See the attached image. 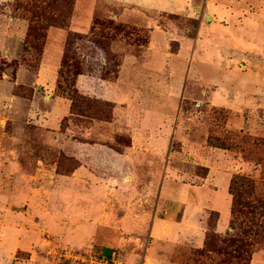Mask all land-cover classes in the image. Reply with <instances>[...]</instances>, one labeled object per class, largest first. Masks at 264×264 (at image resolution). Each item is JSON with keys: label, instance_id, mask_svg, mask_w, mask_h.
Masks as SVG:
<instances>
[{"label": "rangeland", "instance_id": "obj_1", "mask_svg": "<svg viewBox=\"0 0 264 264\" xmlns=\"http://www.w3.org/2000/svg\"><path fill=\"white\" fill-rule=\"evenodd\" d=\"M32 1L0 0V264H264V0H75L68 28L46 32L55 90L29 102L15 87L43 56L24 46ZM70 31L81 37L64 60ZM112 42L142 78L115 102L103 86L113 109L41 127L50 97L62 112L74 89L87 96L77 72L117 80ZM135 139L154 153L119 165L84 150L121 154ZM63 154L86 169L66 175Z\"/></svg>", "mask_w": 264, "mask_h": 264}, {"label": "crops", "instance_id": "obj_2", "mask_svg": "<svg viewBox=\"0 0 264 264\" xmlns=\"http://www.w3.org/2000/svg\"><path fill=\"white\" fill-rule=\"evenodd\" d=\"M47 40L48 39H46L45 47H44V50H43L42 61H41L40 65H39V67H38V70H37V72H36V74L34 76L33 81L30 83V86H29V87H32L34 89V91H35L33 99H34V97L35 98L36 97H38V98L40 97V94H38V92H37L38 90L41 91L43 95L44 94L46 95L48 93L50 94L51 92H53L55 90L56 78L54 80H52V79L50 80V78L48 77L47 71L44 70L45 49L46 48L48 49V47L50 46L47 43ZM114 44H117V42H112V45H111L112 51L115 52V53L122 54L121 55L122 56L121 65L118 67L117 75L114 76V79L117 78V80L115 82H112V83H109L107 81H102V83H100V82L94 83V81L90 80L91 78H88L85 74H82L81 76H79L80 77L79 79L83 78L84 82H86V83H85V88H82V90L76 87L79 90L80 93L85 94V95L90 96V97L93 96V97H96V98H99V99H103V100H106V101H110L109 98L111 97L112 101H110V102H115V101H117V100H114L115 97L120 98V95L124 96L125 92H122L123 90H121V88L124 85L129 87L130 86V84H129L130 80L139 79V78L141 79L142 78V75L140 77L138 74L141 72L140 69L143 70V71H146L145 70L146 69L145 66L140 61H138V58L132 56L129 53L127 46L122 48V49H120V50H122L121 51L122 53H121L120 51L114 50V48H113ZM2 50H4V49H2ZM49 51H50V47H49ZM137 71H139V73H137ZM79 79H78V83H79ZM103 82H104V84H103ZM107 84H110V85H112L115 88H114V91L112 90V92L110 93V97H103L102 95H99V94H103V90L107 89V86H106ZM103 86H104V89H103ZM93 87H96V92L92 90ZM106 95L108 96V94H106ZM50 96H52V95L50 94ZM42 98H43V100H46V97H42ZM51 98L52 97H50V101H48V102L44 103V105H42V106H47V108H49V109L47 111H45L44 115H42L40 117V119H43V124H42V122H40V126L41 127L45 126L46 128H48L49 126H47L46 122H44V121L45 120H48L50 122L54 121V124H56V126L54 127V130H55L54 133H55V132H58V130H59L60 122H61L62 118L65 117V116L69 117L70 113H69V105L66 104L63 107L62 112H61V111H59V110H61V109H59V105L61 103V102H59V99L57 100L55 98H52V99ZM16 100H19V98H17V97H12V99L10 98L11 102L16 101ZM32 100H29V102L32 101ZM113 122L111 124H106V123L104 124L103 123L106 126L105 127L101 126V128H108L109 126H113ZM98 125L96 126L97 128H99ZM88 127H90V126H88ZM88 127H82L81 130H82L83 133H86V134L89 135L90 134L89 132L92 131L93 128L91 129V127L90 128H88ZM133 138H138V137L133 135ZM86 139H89V137H87ZM139 142L140 141L138 139H135V141H131V144H130L129 148L126 151H123L121 154L115 153V152L107 153L108 151H110V152H112V151L109 150V149L107 150V148H105L103 145H96V144L88 145V147L85 148L84 150L85 151L87 150V152H89L90 154H95V155L97 154L98 156L100 154L103 156L104 152H106L105 154H106L107 157H109L110 155L113 157L112 158L113 160H111V161H114V162L117 161L118 164L121 165V164L125 163V160L127 159V155H130V159H132L133 161H135V160L140 161L141 157H139V155L136 154V151L137 150H143V151L144 150H151L149 148V146L146 145L145 142H143V143H141V142L139 143ZM85 143H87V142H85ZM81 149H82V147H81ZM71 156H74V158H76L79 161V163H80V167L73 172V174H72V176H73L78 171H80L82 169L83 170L86 169L85 168L86 167L85 166L86 159H84V158H82L80 156L78 157V155H75V154L71 155ZM142 158L146 159L145 156H143ZM97 161H98V159H97ZM105 162H108V161L104 160V163ZM104 163H102V164H104ZM160 189H161V191L163 193L165 192V187L161 186ZM176 195H178V193H176Z\"/></svg>", "mask_w": 264, "mask_h": 264}, {"label": "trees", "instance_id": "obj_3", "mask_svg": "<svg viewBox=\"0 0 264 264\" xmlns=\"http://www.w3.org/2000/svg\"><path fill=\"white\" fill-rule=\"evenodd\" d=\"M75 6V0H33L31 4L30 10V19L29 25L27 29L26 39L24 41V46L27 44V40H31L33 45L36 47L38 52H42L45 47V38L46 32L50 28L55 29H67L69 23L71 22L73 8ZM81 34H77L75 32H68L65 40V44L63 47V59L66 60L68 58H74V52L72 51L73 43L71 37L73 36V40L77 39ZM84 36V35H83ZM81 37V36H80ZM75 38V39H74ZM110 47V46H109ZM111 52V50L109 51ZM64 60L62 64H64ZM62 66V65H61ZM83 73H76V77L82 75ZM15 88H20L25 90L28 94L25 96L21 94L13 93L17 98H24L26 100H32L35 94V91L32 87H26L17 85ZM14 88V90H15ZM19 89V90H20ZM95 100L92 103H89L90 100ZM79 100V101H78ZM71 105H70V116H74L75 112H78L80 116H82L83 111H91L92 109L98 106H104L106 109L110 106L113 109V105L107 101L95 99L92 97L82 96L77 90L74 89V92L71 95ZM94 111V110H93ZM111 117L112 114L110 113ZM86 117V116H85ZM84 118V117H81ZM86 119V118H85ZM111 118H106L105 122H102L99 119L89 118L90 121L97 123H106L109 124ZM110 121V122H109ZM94 144V143H92ZM61 155V154H60ZM70 157V158H69ZM63 158V162H73V166L67 172L64 169L66 175L71 176L73 172L80 167V163L74 157L63 154L61 157ZM214 216L216 221L218 220V214L216 212H211L209 219ZM217 224V223H216Z\"/></svg>", "mask_w": 264, "mask_h": 264}]
</instances>
